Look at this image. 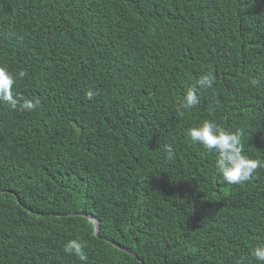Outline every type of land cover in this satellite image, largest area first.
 Returning a JSON list of instances; mask_svg holds the SVG:
<instances>
[{
    "label": "trees",
    "instance_id": "16d2710c",
    "mask_svg": "<svg viewBox=\"0 0 264 264\" xmlns=\"http://www.w3.org/2000/svg\"><path fill=\"white\" fill-rule=\"evenodd\" d=\"M0 66L40 101L0 103V264H259L264 167L229 184L187 133L264 163V0H0Z\"/></svg>",
    "mask_w": 264,
    "mask_h": 264
},
{
    "label": "clouds",
    "instance_id": "9594fccd",
    "mask_svg": "<svg viewBox=\"0 0 264 264\" xmlns=\"http://www.w3.org/2000/svg\"><path fill=\"white\" fill-rule=\"evenodd\" d=\"M24 76L23 72L13 75L9 70L0 66V103H6L11 109L19 108L21 111H34L39 107L38 99H23L14 92V86L18 78ZM258 82L253 80L252 84ZM214 85L210 75H205L197 81L200 88H212ZM97 92L89 89L86 96L92 100ZM199 96L196 88H190L184 95L181 103L182 109H191L198 105ZM183 114V113H181ZM191 141L201 145L208 152L215 153L216 169L222 174L225 182L232 185H240L252 179L257 168L264 167V163L259 160L247 158L243 154V145L241 142L242 133L239 131L229 132L220 128L214 121L205 120L199 126L189 129L187 133ZM168 155L171 158L173 149L168 147ZM83 245L78 241H70L65 247V251L81 252ZM252 255L259 264H264V245L254 248Z\"/></svg>",
    "mask_w": 264,
    "mask_h": 264
},
{
    "label": "water",
    "instance_id": "95a60500",
    "mask_svg": "<svg viewBox=\"0 0 264 264\" xmlns=\"http://www.w3.org/2000/svg\"><path fill=\"white\" fill-rule=\"evenodd\" d=\"M83 215H86L89 219L92 220L93 225H94V233H95V234H98V231H99L98 221H97L95 218H93L91 215H89V214H85V213H83ZM112 244H113L114 246L120 248V249H123L124 251H126V252L129 253V254H131L132 256H135L134 253L129 252V251L126 250L125 248L121 247L118 243H115V242L113 243V242H112Z\"/></svg>",
    "mask_w": 264,
    "mask_h": 264
},
{
    "label": "bare ground",
    "instance_id": "6f19581e",
    "mask_svg": "<svg viewBox=\"0 0 264 264\" xmlns=\"http://www.w3.org/2000/svg\"><path fill=\"white\" fill-rule=\"evenodd\" d=\"M98 227H99V224H98Z\"/></svg>",
    "mask_w": 264,
    "mask_h": 264
}]
</instances>
